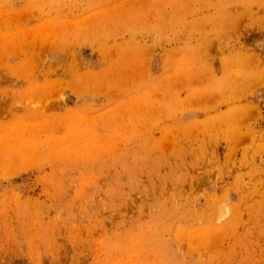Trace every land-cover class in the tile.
Returning a JSON list of instances; mask_svg holds the SVG:
<instances>
[{
    "label": "rangeland",
    "instance_id": "1",
    "mask_svg": "<svg viewBox=\"0 0 264 264\" xmlns=\"http://www.w3.org/2000/svg\"><path fill=\"white\" fill-rule=\"evenodd\" d=\"M0 264H264V0H0Z\"/></svg>",
    "mask_w": 264,
    "mask_h": 264
}]
</instances>
